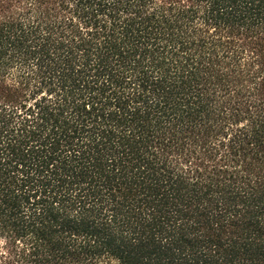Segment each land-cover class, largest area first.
Listing matches in <instances>:
<instances>
[{
  "label": "trees",
  "instance_id": "obj_1",
  "mask_svg": "<svg viewBox=\"0 0 264 264\" xmlns=\"http://www.w3.org/2000/svg\"><path fill=\"white\" fill-rule=\"evenodd\" d=\"M0 264H264V0H0Z\"/></svg>",
  "mask_w": 264,
  "mask_h": 264
}]
</instances>
